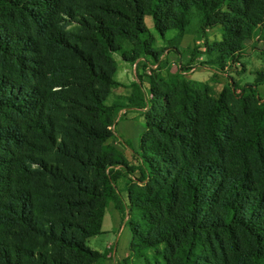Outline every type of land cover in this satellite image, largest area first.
<instances>
[{"label": "trees", "instance_id": "obj_1", "mask_svg": "<svg viewBox=\"0 0 264 264\" xmlns=\"http://www.w3.org/2000/svg\"><path fill=\"white\" fill-rule=\"evenodd\" d=\"M193 24L200 38L220 27L206 45L234 63L264 0H0V264H102L86 242L110 201L145 264H264V69L227 90L235 111L202 84L148 99L140 80L105 104L113 55L145 68L156 37L177 51ZM125 108L143 112L135 166L107 144Z\"/></svg>", "mask_w": 264, "mask_h": 264}, {"label": "rangeland", "instance_id": "obj_2", "mask_svg": "<svg viewBox=\"0 0 264 264\" xmlns=\"http://www.w3.org/2000/svg\"><path fill=\"white\" fill-rule=\"evenodd\" d=\"M145 23L152 31L149 18L145 19ZM196 29L197 26L193 24L189 29L190 33L176 41L178 42L177 51L168 49L167 42L160 41L156 37L154 49L159 53L158 61L155 63L149 59L151 64H147L145 68L138 67L136 69L135 64L126 63L120 59L119 55H113L116 68L112 77L120 86L110 90L105 104L126 105L125 97L130 94L131 82L140 80L148 99L152 97V86L172 99L176 92L181 91L183 84L191 86L202 97L204 90L197 85L202 84L206 87L207 94L215 95L224 92L231 108L233 107V111H235L238 99H233L227 90L231 87L232 90L234 89L235 96L238 95L246 84L252 83L254 73L264 69V27L256 35L244 40L241 55L234 63L221 60L218 51L209 50L210 44L221 41L220 27L207 29L206 38H200ZM166 38H168L167 34ZM176 42L173 41L172 44ZM257 92L259 98H264V85L258 87ZM72 97L80 99L79 95ZM183 98L185 99L186 96ZM181 99L179 97V101ZM124 112L126 113L123 115ZM119 114L121 116L117 117L115 125L111 127L114 136L107 141V144L118 150L129 166H135L136 162L131 156V151L139 150L140 137L145 128L143 112L125 108ZM135 175L137 176V173ZM127 184L129 182L126 178H121L116 182V187L125 200H127L125 193ZM113 212V208H107L102 233L89 238L86 245L90 249L96 247V249L102 250L101 252L109 257L111 249L105 251V245L107 242H112V250L116 251L117 256L123 255V253H128L129 256L127 242L130 241L128 239H131V231L127 222L128 215H125L123 220L120 216V221L114 222L109 220ZM129 215V220L137 221L140 212L137 209H132ZM142 254L143 256H129L127 264H145V257L150 258L152 253L147 251ZM104 263L105 261L102 264Z\"/></svg>", "mask_w": 264, "mask_h": 264}, {"label": "crops", "instance_id": "obj_3", "mask_svg": "<svg viewBox=\"0 0 264 264\" xmlns=\"http://www.w3.org/2000/svg\"><path fill=\"white\" fill-rule=\"evenodd\" d=\"M111 204V205H110ZM108 207H111V209L113 208V213L111 214L112 216H110L109 220H113L114 222L116 221H120V215L118 213V211L114 208V205L112 203H108L104 212V216H103V220H102V225H101V233H102V228H103V223H104V218H105V213ZM130 240V239H128ZM130 241L127 242V245H129ZM113 247V243L112 242H107L105 245V251L108 249H111V256H106V260L104 264H121L123 262V260L125 258H127L128 253H123V255L117 256L116 255V251L112 250ZM93 250H98L99 252H101L102 250L100 249H96V247L91 248ZM104 251V252H105Z\"/></svg>", "mask_w": 264, "mask_h": 264}]
</instances>
